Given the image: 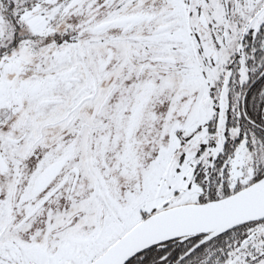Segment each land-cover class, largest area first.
<instances>
[{
	"label": "snow or ice",
	"instance_id": "1",
	"mask_svg": "<svg viewBox=\"0 0 264 264\" xmlns=\"http://www.w3.org/2000/svg\"><path fill=\"white\" fill-rule=\"evenodd\" d=\"M0 264H264V0H0Z\"/></svg>",
	"mask_w": 264,
	"mask_h": 264
}]
</instances>
